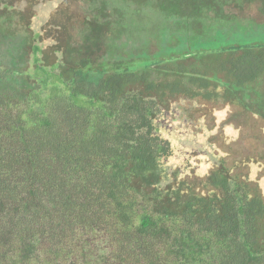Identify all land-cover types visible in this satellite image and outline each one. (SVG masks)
<instances>
[{
  "label": "trees",
  "instance_id": "trees-1",
  "mask_svg": "<svg viewBox=\"0 0 264 264\" xmlns=\"http://www.w3.org/2000/svg\"><path fill=\"white\" fill-rule=\"evenodd\" d=\"M54 1L38 30L41 62L92 104L76 106L59 83L43 95L27 69L20 85H0V264H264V182L191 153L179 165L161 126L181 99L237 105L264 75V46L130 71L102 61L126 29L109 0H0L1 29L21 32L31 55L36 8ZM117 1L187 20L264 16V0ZM92 71L96 83L82 78Z\"/></svg>",
  "mask_w": 264,
  "mask_h": 264
},
{
  "label": "rangeland",
  "instance_id": "rangeland-1",
  "mask_svg": "<svg viewBox=\"0 0 264 264\" xmlns=\"http://www.w3.org/2000/svg\"><path fill=\"white\" fill-rule=\"evenodd\" d=\"M109 1L120 8L126 29L119 38L106 40L102 61L125 62L130 71L233 46H264V16L254 8H245L234 19L208 16L187 20L149 7ZM55 3H42L36 8L32 28L36 41L31 55L23 48V34L5 33L0 24V85L6 89L20 85V72L27 69L26 74L43 85V95L57 96V89L62 87L73 104L88 108L90 100L69 94L54 67L41 62L38 30ZM6 69L11 71L3 75ZM100 76L101 72L92 71L82 78L96 83ZM237 97L235 106L216 102L205 108L181 99L164 113L161 126L181 147L176 155L179 165L185 154L191 153L202 157L205 164L220 163L233 172L255 173V179L264 182V75L240 88Z\"/></svg>",
  "mask_w": 264,
  "mask_h": 264
}]
</instances>
